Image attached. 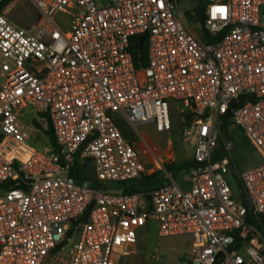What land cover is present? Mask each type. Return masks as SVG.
<instances>
[{"label": "built area", "instance_id": "2783aa9c", "mask_svg": "<svg viewBox=\"0 0 264 264\" xmlns=\"http://www.w3.org/2000/svg\"><path fill=\"white\" fill-rule=\"evenodd\" d=\"M4 1L0 141L28 142L22 119L32 109L33 121L49 120L57 150L22 162L0 154V264H118L151 222L160 238L191 236L193 264H264V232L248 222L264 219V161L238 174L240 197L228 179L235 131L264 156V0H197L204 19L192 26L184 0H30L34 33L6 18ZM140 35L147 66L138 70L130 46ZM174 113L193 147L190 189L166 171L151 190H104L142 178L140 128L169 132Z\"/></svg>", "mask_w": 264, "mask_h": 264}, {"label": "rangeland", "instance_id": "374dc122", "mask_svg": "<svg viewBox=\"0 0 264 264\" xmlns=\"http://www.w3.org/2000/svg\"><path fill=\"white\" fill-rule=\"evenodd\" d=\"M197 0H184L182 2V11L190 14L192 20H188L190 26L196 24ZM6 18L20 29H25L34 33L39 22L38 11L30 0H13L4 11ZM55 22L63 29L68 28V17L64 14L55 16ZM36 117L32 109H27L22 122L33 129L30 140L26 143H20L11 136H5L4 141H0V154L16 162L26 160L35 151L44 152L50 144L44 130L47 129L46 120L36 119V125L33 119ZM172 128L169 132H157L152 126H142L141 133L144 135L145 142L137 147L141 161L145 166L144 179L151 178L152 183L148 181L134 182L138 190H144L147 187L156 186L161 180L164 181L166 169L164 163L172 161L180 164L190 160L193 155V147L184 142L181 132V121L178 114L171 116ZM117 126L128 139L133 138L132 128L122 119L116 121ZM39 126V127H38ZM1 135V130H0ZM234 142L231 150V157L234 163V169L228 179L234 188L237 197H240V190L236 180V174H240L246 169H250L264 161L262 152L258 150L243 132L237 130L230 135ZM153 151V153L151 152ZM166 160L165 162H162ZM79 170L83 175L93 181L96 173L90 165L80 164ZM147 175H151L147 177ZM186 171H176L173 174L174 179L181 183L186 190L190 189V184L186 181ZM143 178V176H142ZM157 223L148 224V229H143L138 235V245L131 252L122 256L118 264H193L192 262V237L189 235H176L169 237H158ZM160 250L162 257L159 260L153 258L156 250ZM47 261L46 264H49Z\"/></svg>", "mask_w": 264, "mask_h": 264}, {"label": "trees", "instance_id": "16d2710c", "mask_svg": "<svg viewBox=\"0 0 264 264\" xmlns=\"http://www.w3.org/2000/svg\"><path fill=\"white\" fill-rule=\"evenodd\" d=\"M13 0H5L4 3L1 5V9H4L10 2H12ZM196 11V21H203L204 17H203V12L202 9L198 3L197 7L195 8ZM186 17L188 20H192V16L188 13L186 14ZM203 23V22H202ZM130 53L133 57V61L135 63L136 69L140 70L142 68H145L147 66V45H146V41H143L142 43L139 42L138 37H134L131 41V46H130ZM244 100L243 97L238 98L236 101H234L233 105H238L240 104V102H242ZM231 118V113L229 112L227 115H225L222 119V123L220 126V130H221V134H222V138L220 139L221 144L224 142V139L226 137H228V132L226 130L227 126L229 125V121ZM47 122V129L44 130L46 136L49 139L50 144L52 145L53 148H55V150H57V144H56V140L50 125V122L48 119H46ZM33 123H35L36 125V121L34 120ZM39 127V126H38ZM163 166L165 167L166 171L171 174L173 176V174L176 171H187L190 170L193 166H194V162L192 159L187 160L185 162H182L180 164H176L172 161L166 162L163 164ZM73 176L77 177V169L76 167L73 168L72 171ZM236 174V180H237V185L238 188L241 189V182L238 179V174L235 172ZM153 177H151L150 179H152ZM149 178H146V180L143 178H140L138 180H136L135 182H144V181H148L147 184L152 183V181H150ZM162 181V180H161ZM104 190H115V191H121L124 194H131L134 192H138L140 190H138V188L134 185V183L131 184H117L115 186H104L103 187ZM248 222L256 225L259 227V229H261L264 232V219L258 215V214H253L251 213L248 217ZM73 235V231H71L69 233V237Z\"/></svg>", "mask_w": 264, "mask_h": 264}, {"label": "crops", "instance_id": "0c3cea01", "mask_svg": "<svg viewBox=\"0 0 264 264\" xmlns=\"http://www.w3.org/2000/svg\"><path fill=\"white\" fill-rule=\"evenodd\" d=\"M6 8V7H5ZM5 8H4V10H3V12L5 11ZM117 120H118V118H117ZM123 121V120H122ZM146 126H152V125H146ZM153 127V126H152ZM154 128V127H153ZM144 136V135H143ZM140 144H142V143H140ZM192 159V158H191ZM166 160H164V161H162V162H165ZM189 170H187L186 172H188ZM144 175H146V174H144ZM144 175H143V177H144ZM151 175H147V177H150ZM163 183V180L162 181H160L156 186H152V187H147V188H145L144 190H151V189H154V188H156V187H158V186H160L161 184ZM180 183V182H179ZM180 185H181V183H180ZM182 186V185H181ZM184 189V188H183ZM186 190V189H185ZM189 190V189H188ZM139 242V241H138ZM137 245H138V243H137ZM136 245V246H137ZM136 246L133 248V249H135L136 248ZM132 249V250H133ZM131 250V251H132Z\"/></svg>", "mask_w": 264, "mask_h": 264}, {"label": "water", "instance_id": "95a60500", "mask_svg": "<svg viewBox=\"0 0 264 264\" xmlns=\"http://www.w3.org/2000/svg\"><path fill=\"white\" fill-rule=\"evenodd\" d=\"M144 38H145L144 35H140V36L138 37L139 42L142 43V42L144 41Z\"/></svg>", "mask_w": 264, "mask_h": 264}]
</instances>
